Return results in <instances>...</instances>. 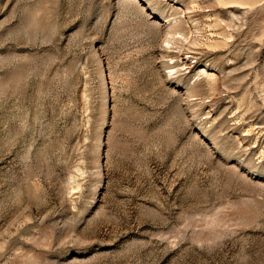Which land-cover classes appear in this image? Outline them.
Returning a JSON list of instances; mask_svg holds the SVG:
<instances>
[{"label": "rangeland", "instance_id": "374dc122", "mask_svg": "<svg viewBox=\"0 0 264 264\" xmlns=\"http://www.w3.org/2000/svg\"><path fill=\"white\" fill-rule=\"evenodd\" d=\"M0 264H264V0H0Z\"/></svg>", "mask_w": 264, "mask_h": 264}]
</instances>
